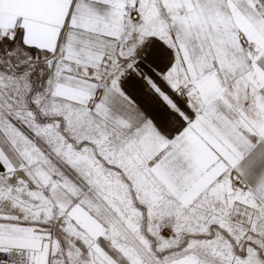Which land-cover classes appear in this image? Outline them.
Masks as SVG:
<instances>
[{
	"label": "snow or ice",
	"instance_id": "6c2138e0",
	"mask_svg": "<svg viewBox=\"0 0 264 264\" xmlns=\"http://www.w3.org/2000/svg\"><path fill=\"white\" fill-rule=\"evenodd\" d=\"M0 264H264V0H0Z\"/></svg>",
	"mask_w": 264,
	"mask_h": 264
}]
</instances>
